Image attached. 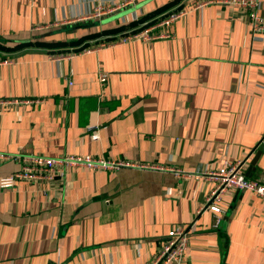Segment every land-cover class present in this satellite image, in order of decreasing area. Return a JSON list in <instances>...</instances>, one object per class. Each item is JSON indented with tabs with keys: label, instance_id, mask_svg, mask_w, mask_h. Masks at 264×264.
I'll return each instance as SVG.
<instances>
[{
	"label": "crops",
	"instance_id": "crops-1",
	"mask_svg": "<svg viewBox=\"0 0 264 264\" xmlns=\"http://www.w3.org/2000/svg\"><path fill=\"white\" fill-rule=\"evenodd\" d=\"M216 1L0 0L1 154L185 173L73 166L0 188V264H149L171 229L193 222L183 264H264L263 198L236 192L221 214L204 209L214 188L205 174L226 162L244 161L245 175L264 183V153L253 163L264 142V33ZM177 10L187 14L161 29L168 39L76 52ZM19 169L1 162L0 179Z\"/></svg>",
	"mask_w": 264,
	"mask_h": 264
},
{
	"label": "built area",
	"instance_id": "built-area-1",
	"mask_svg": "<svg viewBox=\"0 0 264 264\" xmlns=\"http://www.w3.org/2000/svg\"><path fill=\"white\" fill-rule=\"evenodd\" d=\"M216 2L236 6L248 18L249 26L253 32L264 33V18L260 16L259 11L261 8L260 0H218ZM130 3H132V1H128L126 4ZM210 3H213V1L199 2L196 4L195 10ZM126 4L114 7L97 5L86 18L78 19L75 22H86L100 19L103 15L113 13L115 10L127 6ZM186 14L187 12L185 10L172 11L166 17L161 18V20L159 19L157 23L149 27H145L138 31H130L124 37L110 40L108 42H101L93 49L85 48L76 52L91 53L92 51L124 45L134 41H156L159 39H168L170 38V35L161 31V29L177 22L182 17L186 16ZM44 28L49 29L50 27ZM74 52L53 55L52 60L59 62L64 59H71L77 54ZM107 78V75L104 72H101L99 75V82L104 85L107 82ZM8 103L9 102H0L1 105ZM94 135H97V133ZM8 160L18 161V163H20V169L12 176L0 179L1 189L11 188L17 181H52L57 176H63L67 167L73 166L102 170H117L122 167H134L138 169L170 171L177 176L185 175V173L179 169L155 167L145 164H131L126 162H112L92 159L90 157L83 158L80 156H66L60 159H55L37 155L12 156L0 153V163ZM244 163V161L226 162L223 167L205 174V179L214 182V188L206 199V206L204 209H209L216 214H221L223 212L222 205L224 198L227 195L236 192L247 191L264 199V183L248 178L244 172ZM187 175L189 177L192 176L191 174ZM219 222L220 221H218V223ZM194 227L195 222L188 227L179 225L171 229L167 235L165 243L160 247L158 254L149 264H183L187 259L188 247Z\"/></svg>",
	"mask_w": 264,
	"mask_h": 264
},
{
	"label": "water",
	"instance_id": "water-1",
	"mask_svg": "<svg viewBox=\"0 0 264 264\" xmlns=\"http://www.w3.org/2000/svg\"><path fill=\"white\" fill-rule=\"evenodd\" d=\"M96 24H99V23H93V24H90L89 27H93V26H95ZM263 153H264V142H262L261 145L259 146L258 151H257V153H256V155H255V157H254V162H253V163H256V161H257L258 159H260V157H261V155H262Z\"/></svg>",
	"mask_w": 264,
	"mask_h": 264
},
{
	"label": "trees",
	"instance_id": "trees-1",
	"mask_svg": "<svg viewBox=\"0 0 264 264\" xmlns=\"http://www.w3.org/2000/svg\"><path fill=\"white\" fill-rule=\"evenodd\" d=\"M92 24V23H91ZM76 27H79V26H76ZM94 36V35H93ZM29 45H32V44H28L27 46H29ZM26 46V45H25Z\"/></svg>",
	"mask_w": 264,
	"mask_h": 264
},
{
	"label": "rangeland",
	"instance_id": "rangeland-1",
	"mask_svg": "<svg viewBox=\"0 0 264 264\" xmlns=\"http://www.w3.org/2000/svg\"><path fill=\"white\" fill-rule=\"evenodd\" d=\"M83 39H85V38H83ZM83 39H79L78 41H80V40L82 41ZM191 237H192V235H191Z\"/></svg>",
	"mask_w": 264,
	"mask_h": 264
}]
</instances>
